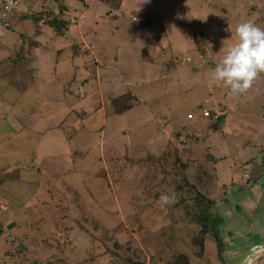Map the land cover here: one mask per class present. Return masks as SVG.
Segmentation results:
<instances>
[{
  "label": "rangeland",
  "instance_id": "obj_1",
  "mask_svg": "<svg viewBox=\"0 0 264 264\" xmlns=\"http://www.w3.org/2000/svg\"><path fill=\"white\" fill-rule=\"evenodd\" d=\"M66 3L64 18L69 26L80 20L85 40L42 22L43 11H59V0H33L34 19L0 22V59H7L0 60V224L5 211L18 221L12 232L0 228V264H177L181 254L192 264H242L264 244V188L234 181L242 177L238 161L264 130V110L252 91L233 95L216 86L211 71L238 24L264 28V0H91L83 17L84 0ZM152 45L168 47V65L162 79L133 88L142 109L123 114L107 102L104 111L95 57L106 58L103 68L119 57L124 68L154 57ZM31 50L26 65L35 78L23 73L21 82L15 74L25 61L15 59ZM82 92L94 103L78 102ZM208 97L235 109L221 120L205 117L204 109H215ZM222 152L231 159L220 160L215 174L212 155ZM34 154L44 165L38 176L23 171ZM207 180L218 185L208 193L216 201L208 216L223 248L211 235L204 257L190 183ZM162 195L174 201L162 206Z\"/></svg>",
  "mask_w": 264,
  "mask_h": 264
},
{
  "label": "crops",
  "instance_id": "obj_2",
  "mask_svg": "<svg viewBox=\"0 0 264 264\" xmlns=\"http://www.w3.org/2000/svg\"><path fill=\"white\" fill-rule=\"evenodd\" d=\"M6 1L7 0H0V17H2V18H0V20H3V22L0 21L1 23H5L4 22L5 17H8L9 19L8 18L7 19L12 20L14 23H18L20 19H24V18L34 19L33 13H32V1L33 0H25L23 5L20 8L13 9L9 12H4L2 7ZM59 1H61V4L59 6L60 9L58 12H53L52 10L43 11L44 21H42V22L44 24H46V17L45 16L48 13L52 12L55 14H59L62 11L66 13V9H70V7H69L70 5L66 3V0H59ZM90 4H91V0H84V5H83V7L81 6L82 8H84L83 13H82V17L85 16L86 13L89 11ZM24 7L27 9L26 11H23ZM71 9H72V6H71ZM73 9L78 10L81 8L79 5H75L73 7ZM19 13H21V14H19ZM63 16H65V14ZM77 21L78 22L76 24H72L71 26H69V24L67 23L63 27L62 32H58L57 30H56V32L58 34H65L68 39H71V38L78 35V36H81L83 40H85L86 34H84L82 31V26H81L80 20L77 19ZM70 23H72V22L70 21ZM74 25L76 27H73ZM74 31H78V32H74ZM90 34H92L93 37H97L99 33L97 32L96 29H93ZM36 38H38V34H37ZM38 41L39 40L36 39L33 46L40 45V43ZM164 41L169 42L167 32L164 34ZM77 43L78 42L74 43L75 48L77 47L76 45H78ZM91 47L94 48L93 45H91ZM152 47H153V49H152L151 53L154 55V57L150 56L144 60H135L133 62H126L127 66L125 64L124 68H121L119 65V63H120L119 57H115V61L117 63L116 66H115V63H107L104 68L101 65V61L106 59V58L104 56H101V55H97L95 57V62L97 63L95 74H96V80L98 83V95L100 96V104H102L104 111H106V109H107L106 108L107 102L111 105V110L114 112H118V113L128 114V112L131 113L134 111H135V113H137V112H139L138 110L142 109V105H143V103H145V101L142 99V97L139 96V94H137L133 90V88H139V87H141V85L144 86V84H150L151 82L162 79L164 76L165 68L168 65V63H167L168 61H167L166 57H162V55L164 54V51L168 47L164 46L162 48H159V50H157L153 45H152ZM75 48H73V49H75ZM102 49L104 50L105 48H102ZM33 53H34L33 50H31L30 53L27 55H23L22 57L21 56L16 57V59H15L16 62H18V61L20 62V59L23 60L22 62L25 61V63H24L25 65H23V67H20L19 71L15 74L17 80L22 82V80L25 79L24 74L30 75L32 77L35 76L36 71L31 67L32 65L31 66L26 65V63H30V61H32L34 59ZM101 54H102V52H101ZM201 55H204V56L207 55V51L204 50L203 54H201ZM201 55H199V57H197L195 60H198L201 62L203 60V56H201ZM72 57H74V56L72 55ZM174 58H175V55H173L172 59H171V61H173L172 66H175L174 65L175 64ZM5 60H7V59H5ZM5 60H1V61H5ZM190 60H191V58L188 57V61H190ZM85 64H86V62H83V66L89 67V64H86V65ZM87 81L89 82L88 78L84 79L83 83H85V82L87 83ZM25 85L27 86V84H25ZM117 88H120V90H118ZM248 91H252L254 93V98H253L254 100H259V99L262 100V102H260V101L259 102L262 104V108L264 110V77L259 76L254 81L251 89H249ZM19 92L21 94V91H19ZM68 94H70V92H68ZM209 98L210 97H208V101L209 102L212 101L214 103L215 109L213 111L223 109V111L225 112V116H223L222 118H220L218 120L226 118L228 116V114L230 112H232V110L235 109V106H236V105H234L235 102H232V103L230 102L228 104V103H224L222 101L216 100L212 97L210 99ZM116 99H121V100H119V101L117 100V102H116L115 101ZM18 101H20V100L18 99ZM78 102H82L83 104L88 105V104L92 103L93 101L91 100L89 93L82 92V94L79 95V97H78ZM146 102H148V100ZM244 103H249V100H247V98H246V100H244ZM144 107H145L144 108L145 111H149L147 109V108H149L148 106L144 105ZM73 110H75V109H73ZM146 118H147V116H146ZM262 119L264 121V113H262ZM15 123L18 124V122H13V124H11V126L14 127ZM147 123H148V121H147V119H145L144 124H147ZM33 126L36 127L37 125L35 124ZM224 127H225L224 128L225 131L228 130L230 128V123L226 122L224 124ZM263 128H264V123H263ZM33 131H35V129ZM178 135H182V134H178ZM192 139L190 140V142L192 141ZM194 139H195V137H194ZM210 148L211 149H217L213 145H210ZM251 148H252V152H250L249 154L243 155L241 157V159L238 161V165H240V167L242 169V177L238 181H234V182L236 184H240L242 186L245 184H251L252 183V184H254L256 189L257 188L261 189L262 187L264 188V130L261 133L260 138L257 141V143H254L253 146H250V149ZM190 151H191L190 157L192 158L194 156L193 151H192V149H190ZM257 151L259 152V154L257 156H255ZM222 153H223L222 156H219V157L212 155V160H213V162L216 163V167H214L215 169L213 171V172H215V174H216V171L218 170V165H220V160L225 159V158L231 159V157L228 155V153H226V152H222ZM252 154H253V156H252ZM251 156H252V158H251ZM33 159L35 161L31 165L23 167V169H24L23 171L26 174H29V175L30 174H36L38 176L39 174L43 173V171H44L43 166L44 165L37 163L38 155L34 154ZM233 161H235V159ZM193 165L195 167H198V166H196V165H198L197 163H195ZM211 173L212 172H210L208 175H210ZM204 174H207V173H204ZM36 184L38 185L37 192L39 193L41 190V187H42V182L37 181ZM197 186H199V189L201 191H203L205 195L210 197L208 193L212 192L218 185L216 184V182L214 180H213V182H212V180H210V181L207 180L204 184L203 183H202V185L197 184ZM38 193H35L34 197H36ZM2 215L3 216L5 215L4 221L1 224L2 228H6L8 232H12V230H15L16 226H18V221H16V219H14L13 215L6 212V211L4 213H2ZM7 233L3 232V234H5V235ZM210 237H211V235L206 237L204 257L207 254V245H208V241H209ZM214 246H215V244H212V247H214ZM252 264H264V250L257 253L254 256Z\"/></svg>",
  "mask_w": 264,
  "mask_h": 264
},
{
  "label": "clouds",
  "instance_id": "obj_3",
  "mask_svg": "<svg viewBox=\"0 0 264 264\" xmlns=\"http://www.w3.org/2000/svg\"><path fill=\"white\" fill-rule=\"evenodd\" d=\"M231 31V29H230ZM264 73V28L253 21L238 24L235 42L223 48V56L211 71V80L233 95L246 93ZM174 201V195H162L161 205Z\"/></svg>",
  "mask_w": 264,
  "mask_h": 264
},
{
  "label": "trees",
  "instance_id": "obj_4",
  "mask_svg": "<svg viewBox=\"0 0 264 264\" xmlns=\"http://www.w3.org/2000/svg\"><path fill=\"white\" fill-rule=\"evenodd\" d=\"M63 13H64L63 11L59 14H54L52 12L48 13L45 16L46 23L49 24L58 32H62L63 27L69 22V20H66L64 18ZM33 17L35 18V15H33ZM117 100L119 101L121 99H116L115 101L117 102ZM190 185L193 188V190L196 191L197 193V195L194 196V200H195V205L197 206L196 208H198V211L196 212L194 217H196L195 218L196 221L202 227L199 236L197 238V244L200 246L201 254L203 255L205 251L206 237L209 235H213L217 240L219 248H223V239L221 235L218 233L217 229L214 226L212 227L210 225L209 216H208L209 210L214 207L216 201L205 195L194 184L190 183ZM176 262L177 264H192L185 254H181Z\"/></svg>",
  "mask_w": 264,
  "mask_h": 264
},
{
  "label": "built area",
  "instance_id": "obj_5",
  "mask_svg": "<svg viewBox=\"0 0 264 264\" xmlns=\"http://www.w3.org/2000/svg\"><path fill=\"white\" fill-rule=\"evenodd\" d=\"M24 3V0H7L4 4H3V11L4 12H9L13 9H17V8H20ZM1 22H3V20H0ZM72 23L76 24V20H72L71 21ZM203 115L205 117H214L216 119H220L221 117H223L225 115V112L224 111H221V110H215V111H212L210 109H204L203 111ZM190 117L192 118V115H190ZM187 139L186 138H183V141H186ZM1 224H0V228H1Z\"/></svg>",
  "mask_w": 264,
  "mask_h": 264
},
{
  "label": "water",
  "instance_id": "obj_6",
  "mask_svg": "<svg viewBox=\"0 0 264 264\" xmlns=\"http://www.w3.org/2000/svg\"><path fill=\"white\" fill-rule=\"evenodd\" d=\"M264 250V244L258 245L254 247L251 252L247 255L246 259L242 264H251L253 261L254 256Z\"/></svg>",
  "mask_w": 264,
  "mask_h": 264
}]
</instances>
